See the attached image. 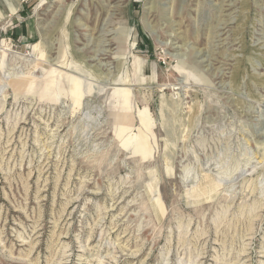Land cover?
I'll return each instance as SVG.
<instances>
[{
    "label": "rangeland",
    "instance_id": "1",
    "mask_svg": "<svg viewBox=\"0 0 264 264\" xmlns=\"http://www.w3.org/2000/svg\"><path fill=\"white\" fill-rule=\"evenodd\" d=\"M0 264H264V0H0Z\"/></svg>",
    "mask_w": 264,
    "mask_h": 264
}]
</instances>
